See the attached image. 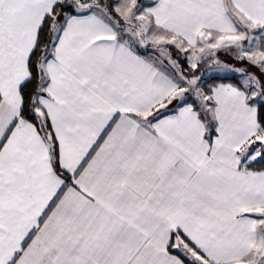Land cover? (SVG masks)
<instances>
[{"label":"snow or ice","instance_id":"1","mask_svg":"<svg viewBox=\"0 0 264 264\" xmlns=\"http://www.w3.org/2000/svg\"><path fill=\"white\" fill-rule=\"evenodd\" d=\"M0 264H264V0H0Z\"/></svg>","mask_w":264,"mask_h":264}]
</instances>
